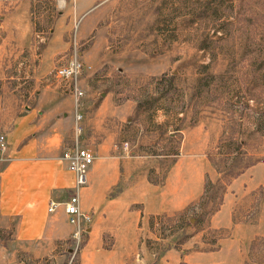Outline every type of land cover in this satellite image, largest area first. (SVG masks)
<instances>
[{
  "label": "rangeland",
  "instance_id": "374dc122",
  "mask_svg": "<svg viewBox=\"0 0 264 264\" xmlns=\"http://www.w3.org/2000/svg\"><path fill=\"white\" fill-rule=\"evenodd\" d=\"M59 44L64 51L50 56ZM72 57L83 64L74 82L82 92L76 100L53 74ZM45 84L62 90V110L33 111L32 140L26 134L16 142L13 132L10 150L32 142L36 154L28 162L37 165L24 171L37 174L20 176L19 185L34 183L28 214L52 222L61 236L44 242V232L37 233L19 245L16 263L80 264L88 247H110L115 222L103 219L102 204L126 185L119 174L122 157L136 153L142 167L165 169L184 159L205 169L197 200L151 228L158 239L148 245L157 254L144 256V264H162L167 248L212 249L230 233L208 227L224 204L231 206L233 221L247 225L236 229L239 235H252L242 246L244 264H264V0H0L1 106L14 101L10 115L23 116L30 103L49 100ZM100 91L111 94L106 105ZM122 103L129 104L124 111L114 107ZM42 114L52 124L47 131ZM4 132L0 128L6 141L0 172L18 156ZM76 143L93 154L83 187L100 197V206L89 211L79 206L89 213L87 225L69 224L63 209L51 218L74 184L61 153ZM47 167L63 182L52 181L44 192ZM149 179L160 184L163 176L151 172ZM49 202L55 204L50 212ZM24 214L22 208L17 216ZM12 228L0 227V263L8 262ZM38 248L50 250L36 256Z\"/></svg>",
  "mask_w": 264,
  "mask_h": 264
},
{
  "label": "crops",
  "instance_id": "0c3cea01",
  "mask_svg": "<svg viewBox=\"0 0 264 264\" xmlns=\"http://www.w3.org/2000/svg\"><path fill=\"white\" fill-rule=\"evenodd\" d=\"M62 51H64V47L62 44H59V46L51 47L48 54L53 56ZM32 75L37 79L45 77V75L41 73L38 75L36 73H31L30 76L32 77ZM91 75L92 73H89L83 78H80L79 82L81 86H84V79ZM90 80L91 78L89 82H91ZM43 82L46 83V80H43ZM89 82H87V84H89ZM43 87L47 96L50 97L49 100L44 101L42 100L43 98H41L38 104L30 103L29 106H27L28 113L23 116L17 117L14 114L10 115V112H14L15 110L14 101L9 103V105L2 104L1 106L0 104V128L5 130L4 133L7 143L9 144V150L13 148L11 143L13 140V132L16 138L20 139H14L16 142H20L26 134H29V141L32 140L33 128L36 124L35 121L32 120L33 111L59 113L62 110L60 103L62 90L57 87V85L50 86L49 84H45ZM10 92L12 93L13 89H11ZM100 93L103 94L102 102L106 105L107 101L111 100V94H107L103 91H100L99 94ZM128 105L129 104L125 105L122 103L114 107H122L124 111V108ZM134 108V106H131L129 109L132 110ZM126 116L128 117V115ZM124 117L125 115L123 114V118ZM42 120H45L42 126L45 131H47L48 128H52V124H49V121H47V115L42 114L40 123H42ZM55 124L57 125V123ZM104 129H107V137H110L112 134L111 121H109V125L106 123L104 124ZM57 136H59L57 133L52 135V137L56 138ZM33 150L34 146L32 142L21 145L17 150H10L11 153L14 152L18 156L11 157V161L14 162L6 165L0 172V212L2 213L0 214V227H13L11 234L12 238L8 241L7 246L8 262L2 261L0 264H22L15 262L17 248L21 243L32 240L37 233L44 232V242H50L61 236V234L57 235V233H55L52 222L46 223L41 221L40 217L33 218L28 214L27 203L33 198L31 191L35 185L34 183H29L31 185L27 187L23 185L20 186L18 178L27 174L33 175L34 172L37 174L36 170L27 169L24 171L27 167H34L37 165L36 163L28 162L34 160L32 156L35 155L36 152H32ZM25 154L29 156L20 157V155ZM139 157L141 158V156L136 153L134 155L129 153L127 156L122 157L119 174L123 175L126 185L123 186L117 196L105 200L102 204L103 219L105 221H110V223L113 221L115 222V227L110 231L111 236H113L110 247L104 248L101 246V243L95 247H88L80 254V264H144V256L157 254L151 252L148 245V239L153 241V239H151L153 236L157 238L156 235H150L152 231L151 228L155 229L154 226L157 223L163 224L165 216L178 211L192 200H197L201 195L205 169L203 166L199 167L195 161L176 159V161H170L171 166L168 164V167L161 169L157 165L154 167L147 164L143 167L138 165ZM88 172L89 168L86 178L88 177ZM151 172L152 174H162L163 181L160 184L152 182L149 179V174ZM45 174L46 181L43 184L44 192L48 190L52 181H54L56 185H60L63 182H61L59 178H56L53 170H49L48 167L47 173ZM42 195V198H47L46 195ZM99 198L86 187H82L79 190V206L82 210L89 211V209L91 207L94 208L96 204V207L100 206ZM43 200L44 199L39 201V209H42ZM22 208L25 214L17 216ZM62 209V207L57 208V211H55L54 216L51 218L58 217V213ZM246 226L245 223L241 224L233 221L230 205H221L209 218L208 227L212 229L222 227L228 228L230 229L228 235L223 238H217L216 241L210 244L212 249L200 247L199 249L190 250L189 252H183L180 248H167L160 254L163 256V262H161L162 264H244L245 258L242 246L252 235L250 236L245 233V236H240L236 229L240 227L246 228ZM200 231V233L192 237L198 238L203 230L200 229ZM143 233L146 234L145 238H147V240H144ZM141 237L142 239H140ZM49 250L48 248H38V250L33 253L36 256H42L47 254Z\"/></svg>",
  "mask_w": 264,
  "mask_h": 264
},
{
  "label": "built area",
  "instance_id": "2783aa9c",
  "mask_svg": "<svg viewBox=\"0 0 264 264\" xmlns=\"http://www.w3.org/2000/svg\"><path fill=\"white\" fill-rule=\"evenodd\" d=\"M83 68L82 62L72 57L63 64L54 68V78L63 83H67L74 99L81 96V90L75 86V77ZM6 150V141L3 135H0V154L4 156ZM3 157H1L2 159ZM61 159L65 162L66 167L74 175V184L69 188V193L63 201V211L66 215V220L72 225H87L90 222L89 213L82 211L79 208L78 193L81 187L86 183V171L92 164L93 154L85 147L74 144L71 148L66 149L61 153ZM54 203L49 202L47 210L50 212L54 208ZM77 234V230L75 231Z\"/></svg>",
  "mask_w": 264,
  "mask_h": 264
}]
</instances>
